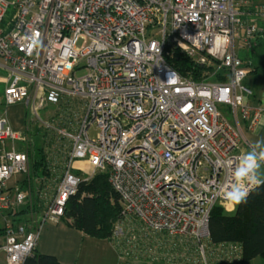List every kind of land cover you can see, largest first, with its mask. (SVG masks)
Here are the masks:
<instances>
[{"label":"built area","instance_id":"obj_1","mask_svg":"<svg viewBox=\"0 0 264 264\" xmlns=\"http://www.w3.org/2000/svg\"><path fill=\"white\" fill-rule=\"evenodd\" d=\"M238 15L236 0H0L6 106L37 111L49 101L71 113L52 130L69 152L47 218L62 217L81 183L107 173L124 203L114 231L121 264L244 263L241 245L213 244L209 231L240 155L241 120L253 130L264 122V100L251 101L250 70L237 51V42L252 48L262 28H240ZM173 49L210 67L207 74L183 75L168 62ZM219 104L230 106L234 124ZM21 133L0 118L2 149ZM2 154L0 251L4 264H23L41 233L14 219L10 210L34 192L11 180L31 175L30 155L11 144Z\"/></svg>","mask_w":264,"mask_h":264},{"label":"trees","instance_id":"obj_2","mask_svg":"<svg viewBox=\"0 0 264 264\" xmlns=\"http://www.w3.org/2000/svg\"><path fill=\"white\" fill-rule=\"evenodd\" d=\"M243 51L245 53L240 56L245 66L249 68V74L257 76L264 71V23L252 48ZM168 62L183 75L191 76L195 80H200L210 69L208 66L196 63L193 58L178 49H173ZM221 78L227 79L226 76ZM246 81L254 90L259 88L256 81L249 82L247 79ZM41 130L37 129L38 132ZM44 136H47V133ZM30 157L31 176L33 185L35 184L34 200L39 201L38 196L44 200L45 194L51 195L54 192L52 189L55 179L63 172L64 164L58 161L59 156L50 157L46 146L44 148L42 145L34 146L30 150ZM22 185L26 186L24 180ZM31 209L33 211V208H18L16 213L13 212L14 219L26 223L27 220H23L22 216L31 213ZM123 209L124 203L120 193L110 183L108 174L101 173L92 180L80 184L78 190L69 197L62 217L70 227L79 229L88 236L115 242V226L123 217ZM39 210L43 211L42 208ZM39 210L37 208L35 214L38 215ZM209 231L213 244L241 245L243 262L257 257L264 258V185L254 188L247 202L239 205L233 215L226 214L222 204H216L210 215ZM23 264H60V262L53 255L40 253L36 247Z\"/></svg>","mask_w":264,"mask_h":264},{"label":"crops","instance_id":"obj_3","mask_svg":"<svg viewBox=\"0 0 264 264\" xmlns=\"http://www.w3.org/2000/svg\"><path fill=\"white\" fill-rule=\"evenodd\" d=\"M239 10L240 28L250 24L264 23V0H236ZM7 60L0 57V117L7 116L15 129H25L27 115L26 105L16 103L6 106L4 92L10 81ZM255 91V104L264 100V89ZM243 139L240 152L249 148L256 140L264 138V122L256 129H250L241 120ZM1 152V141H0ZM264 173V169L261 170ZM37 250L43 254L55 256L60 264H120L118 244L109 239H101L84 234L83 231L70 227L64 221L47 223L40 234ZM0 264H4V252H0ZM3 255V256H2Z\"/></svg>","mask_w":264,"mask_h":264},{"label":"rangeland","instance_id":"obj_4","mask_svg":"<svg viewBox=\"0 0 264 264\" xmlns=\"http://www.w3.org/2000/svg\"><path fill=\"white\" fill-rule=\"evenodd\" d=\"M240 32L242 33L241 30H240ZM158 37H160V36H158ZM237 51L241 56L245 53V51H243V47H241V49H240L239 42H237ZM222 72H224V71H222ZM256 77H257V79H256ZM247 80L249 82L256 81V84L259 85V88L264 89V71H261L257 76L254 74H249L247 76ZM256 89H258V88H256ZM253 91H254V89H253ZM254 96H255V91H254ZM253 98H255V97H253ZM253 98H251V99H253ZM219 106H220V109L224 112L225 116L231 121L232 124H234V118H233L232 109L230 108V106L226 105V104H219ZM70 109H72V108H70ZM24 110H25V113L27 115V120H26L27 121L26 122L27 128L26 129H18V130L16 129V131L22 132L21 133L22 139L17 140L15 142L8 139V142H5V148L4 149L9 150V147L11 144V147L14 146L16 150H26L29 152V155H30V150H32V148L34 146L42 145L44 148L46 146V150L49 152L50 157L57 155V156H59L58 161L65 164L64 159L65 160L67 159V157H65V156H67L69 151L67 149L65 151H61V148H66V147L64 145L57 144V140L60 138V135L57 133H53L52 130H55V128L58 126H65L66 125V124L60 123V120H61L60 118L63 117L62 116L63 114L68 116V113H70V110L68 109V107H66L63 104L53 103V102L47 101L44 105L39 106L37 111H35L32 106H30V107L26 106V108ZM69 116L71 117V113ZM39 128L42 130L38 132L37 129H39ZM78 128H79V125H73L72 127H70V130H72L73 132H78ZM45 130L50 131L48 136H44L43 134H41V132L42 131L45 132ZM34 132H38V133L35 134ZM98 132H99V128H97L96 125L92 126L89 130V134L92 138L96 137L98 135ZM241 133H242V139H243V132L241 131ZM62 143L64 144V142H62ZM241 143H242V141H241ZM2 147H3V144L1 142L0 160L2 158V155H3L2 152L4 150V149H2ZM30 159H31V157H30ZM74 165H75V167L80 168V167H82L83 163L80 160H77L74 163ZM30 169H31V164H30ZM30 173L32 175V170ZM13 175H15V176L12 177V180H11L12 182L17 181V179H18L19 185L23 186L22 185L23 180H24V183L26 184L25 188L21 192H25L24 190H26L30 184H31L32 189H33V186H35V184L33 185L34 182L32 181L31 175L27 176V174L24 173L23 171L22 172H16ZM0 182H1V180H0ZM0 190H2V187H0ZM44 196L46 197V199H44V200L40 199L38 196V198L37 197L36 198L39 201H35L33 198H31V200L29 202H27V203L23 202V204H25L24 206H27L28 208H33V211H32V209H31V211L35 215L33 217H32V215H33L32 213L31 214L29 213L30 215L27 214L25 217H23L21 215L23 220H27L26 223H24V221H22V223L27 226L28 232L29 231H34V232L40 231V233H41L43 227L47 223H58L60 221H63V217H60L57 220H51V219L47 218L48 215L45 216V214L50 209V203L48 202L50 194L47 193ZM36 203H38V204H36ZM66 204L64 207V213L66 210ZM24 206H22V207L20 206L19 208L23 209V208H25ZM37 208H38V210L40 208L43 209L42 212H40V210H39L40 213H38V215L35 214V211L37 210ZM10 211L16 213L18 211V209H13ZM43 213H45V214H43ZM64 213H63V215H64ZM18 214H23V213H18ZM8 215H9V213H8ZM34 223H36L38 225L35 227ZM4 231H5V235H6L7 230H4ZM4 231L0 232V237L3 236ZM2 252H4V251H2ZM4 255L6 257L5 252H4ZM4 263H5V258H4ZM120 264H121V262H120ZM243 264H264V258L263 257H257L255 259L250 260V261L244 262Z\"/></svg>","mask_w":264,"mask_h":264},{"label":"clouds","instance_id":"obj_5","mask_svg":"<svg viewBox=\"0 0 264 264\" xmlns=\"http://www.w3.org/2000/svg\"><path fill=\"white\" fill-rule=\"evenodd\" d=\"M231 180L227 190L223 191L222 199L226 201L224 207L228 212L246 203L251 189L264 185V138L256 140L248 149L242 151L235 162L230 165Z\"/></svg>","mask_w":264,"mask_h":264},{"label":"bare ground","instance_id":"obj_6","mask_svg":"<svg viewBox=\"0 0 264 264\" xmlns=\"http://www.w3.org/2000/svg\"><path fill=\"white\" fill-rule=\"evenodd\" d=\"M228 119V118H227ZM229 120V119H228ZM230 121V120H229ZM243 122H246L247 124V121L246 120H242ZM231 122V121H230ZM41 134L45 135L44 131L41 132ZM2 227V225L0 224V228Z\"/></svg>","mask_w":264,"mask_h":264}]
</instances>
